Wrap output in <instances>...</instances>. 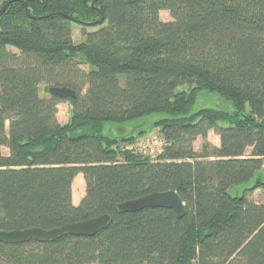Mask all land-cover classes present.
Returning a JSON list of instances; mask_svg holds the SVG:
<instances>
[{
    "label": "trees",
    "instance_id": "obj_1",
    "mask_svg": "<svg viewBox=\"0 0 264 264\" xmlns=\"http://www.w3.org/2000/svg\"><path fill=\"white\" fill-rule=\"evenodd\" d=\"M5 6L0 231L104 214L112 221L93 237L0 242V264H264V203L251 199L264 189L255 181L264 167V0H0ZM52 87L76 98L60 99ZM206 91L233 113L192 112ZM62 102L72 105L66 125L57 117ZM149 116L159 117L162 143L153 159L137 144L146 136L137 124ZM116 124L137 131L117 140L109 132ZM79 175L85 196L75 205ZM167 191L179 194L184 218L116 209Z\"/></svg>",
    "mask_w": 264,
    "mask_h": 264
},
{
    "label": "water",
    "instance_id": "obj_2",
    "mask_svg": "<svg viewBox=\"0 0 264 264\" xmlns=\"http://www.w3.org/2000/svg\"><path fill=\"white\" fill-rule=\"evenodd\" d=\"M6 6L0 11L4 12ZM49 92L60 99H74L76 92L67 87H52ZM137 127L133 125H112L109 132L117 140H127L133 137ZM116 209L121 214L137 213L146 209H169L177 218L185 217V204L176 191H167L150 194L135 200L122 202L116 205ZM112 221L110 214L101 215L95 219L70 224L53 229H43L38 227L15 231H0V242L5 244H25L31 241L55 242L64 236L93 237L101 231L107 229Z\"/></svg>",
    "mask_w": 264,
    "mask_h": 264
},
{
    "label": "rangeland",
    "instance_id": "obj_3",
    "mask_svg": "<svg viewBox=\"0 0 264 264\" xmlns=\"http://www.w3.org/2000/svg\"><path fill=\"white\" fill-rule=\"evenodd\" d=\"M160 17L161 20L164 22L172 21V17L168 11H162L160 13ZM82 38L83 37L81 36V29L79 27H74L73 39L75 43L81 42L83 40ZM46 87L47 86L45 84H42L40 88L41 90L40 94L43 97L47 95L45 91ZM207 108L222 110L227 112L228 114H232L234 110L233 105L229 101L225 100L217 93L206 91L199 93L197 95L192 112H197ZM71 116H72V105L69 102L60 103L58 106V114H57L59 123L62 125L68 124L71 119ZM158 120H159L158 116H149L138 122L137 127H139V132L144 130V132H146V136L139 139L137 141V144H139L140 142H145L147 145L149 144L150 146H156V147L160 146L161 141L159 139L160 137L159 130L154 128ZM207 140L215 146H220V138L214 132L209 133ZM204 142L205 140L202 138H198L196 140V142L194 143V148L197 152L201 150V147ZM3 151L5 155L8 154L7 149H4ZM142 154L144 156H147V154L144 153ZM255 181H261L264 183V167L262 171L259 172V174H257ZM85 188H86V184L84 177H81L80 175L78 176V178H76L73 185V202L75 205H79V203L85 196ZM238 190L240 189H236V191L234 190L232 193L239 192ZM251 199H253L255 202L258 203H264V189L255 191Z\"/></svg>",
    "mask_w": 264,
    "mask_h": 264
},
{
    "label": "built area",
    "instance_id": "obj_4",
    "mask_svg": "<svg viewBox=\"0 0 264 264\" xmlns=\"http://www.w3.org/2000/svg\"><path fill=\"white\" fill-rule=\"evenodd\" d=\"M142 152L144 154H147L148 156H150V158H155L162 149V143L160 144V146L156 147V146H150L149 144L147 145L146 143L142 146Z\"/></svg>",
    "mask_w": 264,
    "mask_h": 264
},
{
    "label": "crops",
    "instance_id": "obj_5",
    "mask_svg": "<svg viewBox=\"0 0 264 264\" xmlns=\"http://www.w3.org/2000/svg\"><path fill=\"white\" fill-rule=\"evenodd\" d=\"M80 176V175H79ZM81 177H83L82 175H81ZM78 178V177H77ZM76 180V179H75Z\"/></svg>",
    "mask_w": 264,
    "mask_h": 264
}]
</instances>
